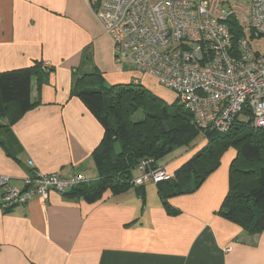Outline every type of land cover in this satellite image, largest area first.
I'll return each mask as SVG.
<instances>
[{"label":"crops","instance_id":"obj_1","mask_svg":"<svg viewBox=\"0 0 264 264\" xmlns=\"http://www.w3.org/2000/svg\"><path fill=\"white\" fill-rule=\"evenodd\" d=\"M46 62L50 72L32 80L34 106L0 128V175L19 189L33 172L98 178L92 152L104 129L72 92L78 78L98 72L106 86L145 79L114 59L112 40L87 0H0V72ZM148 82L166 102L175 99ZM205 142L177 149L160 166L173 173ZM235 155L228 149L195 192L168 199L176 215L166 212L156 185L146 186L150 181L143 194L106 191L89 203L50 192L0 212V264H264V232L248 234L217 213Z\"/></svg>","mask_w":264,"mask_h":264},{"label":"built area","instance_id":"obj_2","mask_svg":"<svg viewBox=\"0 0 264 264\" xmlns=\"http://www.w3.org/2000/svg\"><path fill=\"white\" fill-rule=\"evenodd\" d=\"M111 38L114 59L172 91L202 131H227L242 114L264 128V52L251 41L264 37V0H87ZM241 31L234 39L228 21ZM42 68L50 69L46 62ZM136 79L134 82H137ZM147 162L139 169L147 168ZM163 167L133 180L168 179ZM0 175V212L50 192L64 193L89 182L83 174L61 177L33 172L23 188Z\"/></svg>","mask_w":264,"mask_h":264},{"label":"trees","instance_id":"obj_3","mask_svg":"<svg viewBox=\"0 0 264 264\" xmlns=\"http://www.w3.org/2000/svg\"><path fill=\"white\" fill-rule=\"evenodd\" d=\"M228 27L234 39L241 31L237 23L229 20ZM40 63L33 66L0 72V119L9 127L18 121L34 103L31 100L32 80L41 79ZM72 92L100 121L104 134L92 152L98 178L72 186L64 192L68 197H83L92 203L101 199L106 191L117 195L133 189L144 193L145 184L133 180L147 169L162 167L159 161L180 148H189L204 135L205 144L168 179L154 182L166 212L178 211L169 203L174 196L195 192L220 165L223 154L230 148L236 155L229 165L228 191L218 209V215L238 225L248 234L264 232V128L255 127L239 117L227 131L200 130L189 110L175 99L168 103L137 82L104 85L98 72L78 78ZM142 117L133 120L135 113ZM0 145H4L0 139ZM147 162V168L139 164ZM140 174L134 177L133 171ZM32 174V173H31ZM153 182V181H150ZM6 212V211H5Z\"/></svg>","mask_w":264,"mask_h":264},{"label":"rangeland","instance_id":"obj_4","mask_svg":"<svg viewBox=\"0 0 264 264\" xmlns=\"http://www.w3.org/2000/svg\"><path fill=\"white\" fill-rule=\"evenodd\" d=\"M251 44H252V47L254 48V50L259 51L260 53H263V52H264V37L253 39V40L251 41ZM134 71H135V69H134ZM135 72L138 73L139 75H141L139 72H137V71H135ZM142 76H143V75H142ZM143 77H145V79H142V82H140V83H141L142 85H144L145 87H146V85H147L148 87H150L148 81L152 80V78H151V77H148V78L146 79V76H143ZM150 88H151V87H150ZM151 91H152V90H151ZM152 93H154V92H152ZM157 95H158L159 97H161V98L164 100V98L162 97V95L159 94V92H157ZM174 95H175V94H174ZM165 99H167V98L165 97ZM164 101H165V100H164ZM141 117H142V113L137 112V113H135V114L133 115L132 119H133V120H138V119L141 118ZM239 119H240V120H245V121H246L247 118H246L245 116H243L242 114H240V115H239ZM203 138H204V135H203L202 133L199 134V136H198V137L192 142V144L190 145L189 149L194 148L195 146H197V145L201 142V140H203ZM183 149H185V148H182V150H183ZM180 152H181V150H175V151L171 152L170 154H168V155H166L165 157H163V158L159 161V164L163 165V164L168 163V162L171 160V158H173V157L176 156V155H179ZM135 172H136V171L134 170V171H133V175L136 174ZM155 185H156V184H155L154 182H150V183H147L146 186H155ZM147 188H148V187H147Z\"/></svg>","mask_w":264,"mask_h":264}]
</instances>
